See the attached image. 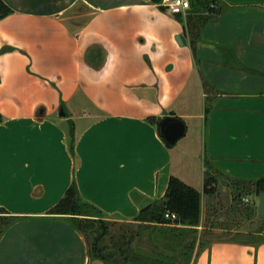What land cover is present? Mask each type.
I'll return each instance as SVG.
<instances>
[{"label":"crops","instance_id":"obj_1","mask_svg":"<svg viewBox=\"0 0 264 264\" xmlns=\"http://www.w3.org/2000/svg\"><path fill=\"white\" fill-rule=\"evenodd\" d=\"M3 1L13 12L0 19V50L11 48L0 51V206L22 217L0 236V264H103L65 218L46 215L73 175L70 121L78 189L106 219L143 224L139 209L172 174L201 192V215L151 225L163 244H189L186 264H264V241L209 236L221 228L206 211L221 178L254 190L264 176V0H217V18L192 17L194 35L188 9L179 19L151 0ZM166 115L186 127L172 146L146 120Z\"/></svg>","mask_w":264,"mask_h":264},{"label":"trees","instance_id":"obj_2","mask_svg":"<svg viewBox=\"0 0 264 264\" xmlns=\"http://www.w3.org/2000/svg\"><path fill=\"white\" fill-rule=\"evenodd\" d=\"M155 3L161 10H168L161 2L162 0H151ZM261 3H264L261 2ZM219 2L217 0H190V7L188 8L189 14L187 15L186 22L184 24V32L189 30L193 34V29L195 25L192 24V17H199L202 13H207L210 15H216L219 8ZM12 8L9 7L7 3L0 0V19L12 13ZM180 17V13H176ZM181 19V17L179 18ZM191 35V36H192ZM190 45L193 51V55L196 57L195 49V37H191ZM11 49L10 47H2V51ZM208 85L207 82L204 86ZM211 87V86H210ZM258 94H263L259 92ZM3 120V115L0 113V123ZM146 120L157 126L161 120L160 117L149 116ZM161 136V135H160ZM161 138L167 146H172L173 143L167 142L162 136ZM75 126L72 121L69 122L67 129V145L69 152L74 160L73 175L69 185L64 191L63 195L59 200L52 205L46 212L47 216L51 217H63L65 218L76 230L83 234L89 250V255L91 258L100 259L103 264H128L129 259L133 261L134 264H151L144 262L141 259L140 253H134L132 250V238L131 235H127L126 231L120 232L117 236L110 233L108 225L110 223H116L115 221L105 218L103 211L94 203L86 200L81 195L77 182L75 179V168L77 165V153L75 150ZM216 182V177L212 174H208V170L205 171V181L203 192L211 194L215 191L216 187L214 183ZM255 191L258 192L260 188H264V176L257 178L254 181ZM255 213H257L255 208ZM174 213L175 217L170 218L165 214ZM201 215V192L185 183L179 177L175 175H170L168 180V185L164 196L160 199H154L147 205L141 207L135 216L134 220L143 223L150 227V225H162V224H179L181 226H196L199 223ZM22 216L14 215L9 213L7 209L0 206V236L4 231L18 218ZM260 221L264 223V218H260ZM153 228V227H152ZM175 230H180V228H174ZM155 229H149V236H153L152 233ZM165 230L161 231V235L164 234ZM257 236H252V233L236 232V236H250L254 240H241V241H264V232H255ZM139 234V232L137 233ZM105 235H109L110 240L104 241ZM181 234H176L179 237ZM180 248L182 256L188 253L189 244H170L172 250L175 247ZM175 246V247H174ZM162 247L167 248L166 244ZM156 256L152 258L151 252L146 253V257L152 258L155 264H165L163 260L158 259L163 255L161 251L155 253ZM163 257V256H162ZM169 260L173 263L174 256L171 254ZM171 263V264H172Z\"/></svg>","mask_w":264,"mask_h":264},{"label":"rangeland","instance_id":"obj_3","mask_svg":"<svg viewBox=\"0 0 264 264\" xmlns=\"http://www.w3.org/2000/svg\"><path fill=\"white\" fill-rule=\"evenodd\" d=\"M181 137L179 140H182ZM240 185L236 187V183ZM244 185H241L240 181L235 179L223 177L219 180L217 186V199L211 200V203L206 204L207 206V224L211 228H221V230L214 231L209 236L214 237H231L239 240H254L250 236H236V232H229L228 229L238 230L243 233H252V236H257L255 232H264V223L260 221L257 213L250 208V201H243V197H248L249 200L257 199L255 189L251 190V183L244 181ZM252 192V193H251ZM250 195V197H249ZM110 233L117 236L120 232L126 231L127 235H131L132 238V250L133 252L140 253L141 259L144 262L155 264L152 261L155 253L161 251L163 257L160 256L158 259L163 260L165 264H171L169 260L170 255L174 256L172 264H186L187 256H182L178 246H174L175 250H172L170 244H166L167 248L162 247L165 242L164 234L152 233V237L149 236L148 231L151 228L138 223L132 222H116L108 225ZM139 232V234H137ZM109 235H105L104 241H109ZM151 252L153 256L151 259L146 257V253ZM128 263H133L129 259ZM134 264V263H133Z\"/></svg>","mask_w":264,"mask_h":264},{"label":"water","instance_id":"obj_4","mask_svg":"<svg viewBox=\"0 0 264 264\" xmlns=\"http://www.w3.org/2000/svg\"><path fill=\"white\" fill-rule=\"evenodd\" d=\"M182 36H177L180 43ZM60 114L63 115V109L60 107ZM161 136L169 143H175L179 138L185 134V123L180 118L173 115H166L161 118L158 123ZM257 215L259 218H264V188H260L257 193Z\"/></svg>","mask_w":264,"mask_h":264},{"label":"built area","instance_id":"obj_5","mask_svg":"<svg viewBox=\"0 0 264 264\" xmlns=\"http://www.w3.org/2000/svg\"><path fill=\"white\" fill-rule=\"evenodd\" d=\"M161 3L173 13L184 12L190 7V0H162ZM245 201H247V199H245ZM165 215L170 218L175 217L174 213L167 212Z\"/></svg>","mask_w":264,"mask_h":264}]
</instances>
